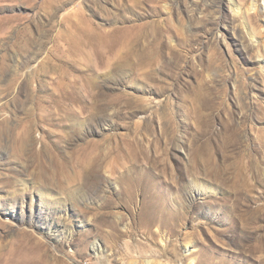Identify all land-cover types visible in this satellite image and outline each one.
Wrapping results in <instances>:
<instances>
[{
  "label": "rangeland",
  "instance_id": "obj_1",
  "mask_svg": "<svg viewBox=\"0 0 264 264\" xmlns=\"http://www.w3.org/2000/svg\"><path fill=\"white\" fill-rule=\"evenodd\" d=\"M233 2L0 0V264H264V0Z\"/></svg>",
  "mask_w": 264,
  "mask_h": 264
},
{
  "label": "bare ground",
  "instance_id": "obj_2",
  "mask_svg": "<svg viewBox=\"0 0 264 264\" xmlns=\"http://www.w3.org/2000/svg\"><path fill=\"white\" fill-rule=\"evenodd\" d=\"M229 2L231 3V5L232 6H235V4H234V2H233V0H229ZM71 104V103H70ZM69 104V105H70ZM224 131L225 132H227L226 134H228V131H229V127L228 126H226L225 127V129H224ZM230 132V131H229ZM229 136V135H228ZM230 138H233V135H231L230 136ZM121 221V220H120ZM157 230L158 231H156V232H154V231H152L151 230V228L149 227L148 228V230H147V234H149V241L151 240H155L157 237H159L160 236V232L162 231L161 230V227L160 226H158V228H157ZM162 233V232H161ZM108 237H109V235H108ZM113 237V236H112ZM114 238H116V237H114ZM167 240V239H166ZM177 241V240H176ZM111 242V241H110ZM153 243V242H152ZM169 244L170 246L169 247H171V251L173 252V254H178V249H177V245L175 244V240L174 241H172V240H169V241H167V242H165V244ZM156 244V243H155ZM163 244V243H162ZM124 245V249L126 250V251H130L131 250V248H132V245L133 244H131L130 245V243H125V244H123ZM149 245V244H148ZM163 246V245H162ZM143 248V247H142ZM152 248V247H151ZM93 249H94V251L95 252H97V253H95V254H97V255H100V256H103V254L105 253V251H104V248H102V246L101 245H97V244H95L94 246H93ZM137 249V248H136ZM141 249V248H140ZM144 250V249H143ZM149 250V249H148ZM147 250V251H148ZM132 251V250H131ZM130 251V252H131ZM138 251V250H137ZM154 251L156 252V250H153V251H149V253L151 252H153L154 253ZM138 252H140L141 253V251H138ZM145 252V251H144ZM128 255V254H127ZM126 257V256H125ZM129 257V256H128ZM124 259V258H123ZM188 259H190V263L192 264L194 261H195V258H192V257H188Z\"/></svg>",
  "mask_w": 264,
  "mask_h": 264
}]
</instances>
